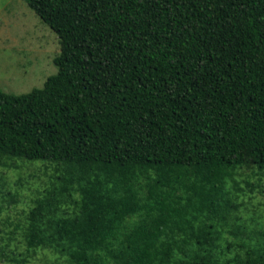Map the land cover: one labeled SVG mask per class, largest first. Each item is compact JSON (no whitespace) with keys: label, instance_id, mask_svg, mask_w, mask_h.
<instances>
[{"label":"trees","instance_id":"obj_1","mask_svg":"<svg viewBox=\"0 0 264 264\" xmlns=\"http://www.w3.org/2000/svg\"><path fill=\"white\" fill-rule=\"evenodd\" d=\"M23 1L57 72L0 90V168L51 175L0 264H264L238 215L241 172L264 177V0Z\"/></svg>","mask_w":264,"mask_h":264},{"label":"rangeland","instance_id":"obj_2","mask_svg":"<svg viewBox=\"0 0 264 264\" xmlns=\"http://www.w3.org/2000/svg\"><path fill=\"white\" fill-rule=\"evenodd\" d=\"M58 55L56 35L23 0H0L1 91L21 95L42 88L46 79L57 72L53 59ZM15 165L13 170L0 168V228L5 232L22 223L31 200L51 175L46 164ZM241 175L240 182L253 183L254 191L249 193L245 184H240L244 195L238 215L248 228L254 229L264 223V177L253 169L244 170ZM1 243L11 242L5 238ZM31 264L63 263L51 254L39 253Z\"/></svg>","mask_w":264,"mask_h":264}]
</instances>
